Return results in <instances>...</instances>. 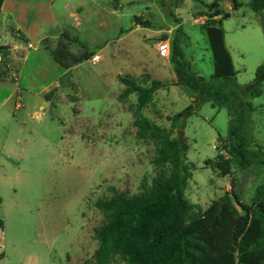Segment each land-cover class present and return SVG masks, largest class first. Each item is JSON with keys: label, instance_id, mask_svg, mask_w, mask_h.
I'll return each mask as SVG.
<instances>
[{"label": "rangeland", "instance_id": "obj_1", "mask_svg": "<svg viewBox=\"0 0 264 264\" xmlns=\"http://www.w3.org/2000/svg\"><path fill=\"white\" fill-rule=\"evenodd\" d=\"M213 1L231 13L222 26L236 74L222 81L255 107L262 106L251 115L248 127L264 146V130L254 132L258 124H264V86L262 95H246L247 84L264 63V11L254 12L248 5L251 0H111L110 7L104 2L103 25L85 26L81 31L70 26L69 40L61 36L43 42L57 54L86 53L88 59L69 72L63 85L38 95H34L38 90L31 91L32 95L17 92L21 87L15 79L26 50L15 47L8 28L0 22V81L6 80L0 83V103L11 95L0 109V147L13 146L18 152L16 159L8 161L6 185L0 186V264H93L98 248L96 229L104 222L95 202L111 196L113 190L127 195L140 193L158 174L154 163L157 143L139 137L134 112L137 95L120 97L125 87L122 76L144 86L152 79L168 82L141 113L188 145L192 171L188 200L205 209L228 193L251 205L262 181L258 170H240L235 165L231 176L222 177L205 164L217 156L219 136L228 133V110L212 106L178 84L169 56H161L157 48L162 40L171 43L181 21L188 36L184 51L192 69L210 81L214 59L205 31L207 17L199 13L206 10L203 3ZM235 1L243 5L237 7ZM138 17L149 26L140 24ZM94 54L101 55L97 63L91 60ZM48 58L32 54L25 78L35 77L31 68L43 66ZM21 97L52 102L39 134L27 137L26 143L13 134L11 121L15 104L23 103ZM191 104L194 113L174 118ZM4 127L10 129L7 137ZM113 264L127 263L117 258Z\"/></svg>", "mask_w": 264, "mask_h": 264}, {"label": "trees", "instance_id": "obj_2", "mask_svg": "<svg viewBox=\"0 0 264 264\" xmlns=\"http://www.w3.org/2000/svg\"><path fill=\"white\" fill-rule=\"evenodd\" d=\"M4 0H0V10ZM235 6L243 4L235 1ZM207 17L205 31L214 59V74L210 81L199 76L187 59L184 42L188 38L181 25L175 29L170 43L169 62L178 84L201 96L212 106L224 107L230 117L228 133L219 136L218 154L208 159L219 176L232 175L233 166L240 170L255 168L262 177L251 205H245L237 194H224L205 208H197L186 196L192 171L188 162L189 147L171 132L145 117L141 110L152 104L158 90L168 82L152 79L150 84H138L122 76L125 86L121 98L137 95L135 125L141 139L157 143L154 159L159 172L149 185L134 195L113 190L112 195L99 198L95 207L104 215L96 229L98 248L93 264H113L121 258L127 264H264V146L249 132L251 115L257 110L250 100L222 80L235 77L234 62L225 40L222 20L231 16L217 1L203 3ZM254 12L264 11V0H251ZM140 24L149 23L137 18ZM62 37L69 40L67 29ZM76 42H79L76 39ZM56 62L65 69L88 59L86 53L74 56L69 51H51ZM62 54V55H61ZM69 72L60 77V84ZM264 63L257 67L255 77L246 86L250 98L263 93ZM193 104L177 113L181 119L194 113ZM224 150L225 154L220 151ZM241 208L242 212H240Z\"/></svg>", "mask_w": 264, "mask_h": 264}, {"label": "crops", "instance_id": "obj_3", "mask_svg": "<svg viewBox=\"0 0 264 264\" xmlns=\"http://www.w3.org/2000/svg\"><path fill=\"white\" fill-rule=\"evenodd\" d=\"M104 2L110 7L111 0H4L0 10V22L2 26L8 28L9 32L7 33L11 34L15 47L26 50L21 60L18 76L15 79L17 80L16 83L21 87L17 89L18 93L22 94L21 92L28 91L32 95L31 91L38 90L34 94L38 95L46 93L51 87L60 86V77L73 70L76 65L68 70L62 67L55 61L50 49L46 48L43 42L60 39L64 30L70 26H74L81 31L85 26L103 25ZM120 2L122 3V0ZM116 9L114 8L113 10ZM35 53L47 55L49 58L43 66L37 65L35 68L34 65L31 68L35 72V77L25 78L24 70L31 55ZM49 72L53 74L52 78L49 77ZM5 81L1 80L0 83ZM10 98L11 95L0 103V109ZM19 100L23 101V103L15 104L11 115V121L14 124L13 134L17 136L18 140L26 143L27 137L39 134V125L43 122L46 109L51 106L52 102L36 98L22 100V97ZM260 109H262V106L257 107L254 113H258ZM55 117L53 116V118ZM39 121L40 123H38ZM3 130L6 133L5 137H7L10 134V129L4 127ZM256 130L259 132L264 130V124H258L254 132ZM43 139L47 140V138ZM2 147H0V186L6 185L7 182L6 170L10 168L8 161L18 157V152L13 146L3 144ZM2 201L3 199L0 196V220H2ZM4 257L1 259L2 261Z\"/></svg>", "mask_w": 264, "mask_h": 264}, {"label": "built area", "instance_id": "obj_4", "mask_svg": "<svg viewBox=\"0 0 264 264\" xmlns=\"http://www.w3.org/2000/svg\"><path fill=\"white\" fill-rule=\"evenodd\" d=\"M158 52L163 57H168L170 55V42L169 40H162L158 44ZM101 59V56L99 54H94L91 57L92 62L97 63ZM221 154H225V151H220Z\"/></svg>", "mask_w": 264, "mask_h": 264}, {"label": "water", "instance_id": "obj_5", "mask_svg": "<svg viewBox=\"0 0 264 264\" xmlns=\"http://www.w3.org/2000/svg\"><path fill=\"white\" fill-rule=\"evenodd\" d=\"M181 135H183V131L181 132Z\"/></svg>", "mask_w": 264, "mask_h": 264}]
</instances>
